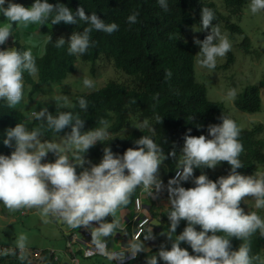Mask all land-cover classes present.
Listing matches in <instances>:
<instances>
[{
  "label": "clouds",
  "instance_id": "obj_1",
  "mask_svg": "<svg viewBox=\"0 0 264 264\" xmlns=\"http://www.w3.org/2000/svg\"><path fill=\"white\" fill-rule=\"evenodd\" d=\"M249 1L252 14L264 10V0ZM157 3L165 11L168 10V0H157ZM243 13L244 8L240 18ZM0 15L7 21L0 23V100H5L9 107L20 106L23 111L25 108L27 112L30 110L24 124L18 123L5 131L2 143L14 150L10 155L0 154V203L9 210L36 208L45 218L53 217L71 228H82L79 235L67 227V249L64 252L67 255L66 263L70 264H91L85 259L94 256L106 257L115 264H140L139 258L145 260L144 264H158V259L165 264H264V219L256 212H246L241 207V201L250 196L251 201L243 203L247 210L261 211L260 208H264V176L243 175L237 171L244 167L239 158L244 147L239 139L241 127L238 118L235 117L239 126L223 115L221 123L208 125L207 134L199 137L191 135L189 129L184 136L182 159L172 175L165 174L168 171L164 169L159 170L163 149L146 135L136 139L135 147L128 148L122 155L114 153L111 147H104L102 159L93 164L85 153L111 133L107 132L106 127L82 132L84 121L70 111L60 110L71 108L75 93L92 94L116 76L115 71H110L113 74L103 85L99 84L100 75H95L102 63L97 62L95 72H92V61L83 56L93 44L91 33L94 30L112 34L119 30V25L116 22L105 23L96 12L88 15L83 7L73 11L59 0L55 5L49 0H34L30 7L14 0H0ZM138 15L133 13L128 16V23H136ZM49 18L52 25L60 22L77 24L78 20L87 25L82 31L73 32L67 40L63 37L57 39L56 47H63L67 42L69 56L77 63L75 72L69 74L68 79L78 72L82 64L85 71L94 76L91 80L88 76L77 75L69 84H52L54 89L64 92L69 91L76 82L84 84L73 85H81L82 90L72 93L66 106V100H61L53 113L59 111L56 115L47 107L37 111L39 106L32 103L34 98L28 90L29 81L25 79L28 76L35 83L39 81L36 59L30 48L24 51L17 48L12 33L15 24L45 25ZM215 19V12L203 7L200 27L193 25L192 28L198 30L199 38L202 31L207 32L204 40L194 38L193 41L200 47L196 54L197 63L210 71L217 67L218 58H224L228 53L229 58L233 56L230 42L233 34L230 33L228 38L220 28L228 29L214 24ZM232 19L230 23H235ZM9 37L12 40L8 43ZM248 41L249 47L241 43L247 52L250 48L249 38ZM171 75L169 71L167 76ZM119 78L126 77L121 75ZM24 95L27 97L23 98ZM227 95L234 98L236 92L230 89ZM260 95L261 111L264 87ZM79 106L87 110V101L80 98ZM31 114L33 120L46 122L47 127L56 133L47 139L39 129L32 130V125L27 122L33 121L30 120ZM105 123L101 121V124ZM69 127V134H60ZM41 135L45 143H42ZM56 138L64 140L57 141ZM49 152L56 157H47ZM169 155L175 157L176 152L173 150ZM75 159L79 163H75ZM221 162L230 165L228 175L220 176L215 181L204 172L198 177L194 176L195 169H215ZM86 164L89 166L85 167ZM190 180L193 187L182 186L183 182ZM166 197L169 204L165 205L163 211L160 204ZM117 215H120V219ZM166 218L169 229L165 234L159 230ZM181 221L187 224L177 235ZM258 230L263 236L261 243L247 239L248 245L242 244L238 250H233L230 237L243 240ZM117 231L121 233L119 245H116L115 238L111 239ZM90 239L94 253L88 252L87 241ZM169 239L173 241L170 250L167 249ZM26 241L27 237L20 235L15 247L0 244V256H16L24 264H61L56 250L27 248ZM157 241L163 243L158 253L154 251ZM182 242L191 248L192 254L181 247Z\"/></svg>",
  "mask_w": 264,
  "mask_h": 264
},
{
  "label": "trees",
  "instance_id": "obj_2",
  "mask_svg": "<svg viewBox=\"0 0 264 264\" xmlns=\"http://www.w3.org/2000/svg\"><path fill=\"white\" fill-rule=\"evenodd\" d=\"M248 1L221 0V5H218L211 0H168V10L165 11L157 0H59L73 11L83 7L86 14L96 12L105 23L116 22L119 25V30L112 34L94 30L91 33L93 44L83 56L84 59L92 61V72H95L97 62L98 64L107 62L116 72V76L92 94L75 93L71 108L60 110L70 111L74 116H79L84 121L82 132L106 127L107 132L111 133L104 141H98L85 153L88 160L93 164L99 163L103 157L104 147H111L114 153L122 155L128 148L135 147L136 139L146 135L152 137L163 149L159 170L164 169L163 171L168 173H163L172 175L179 160L182 159L184 136L189 129L193 136L206 135L208 125L221 123L223 115L233 119L239 126L238 120L226 112L224 103L210 100L206 86L197 81L195 62L200 47L188 35L193 25L200 27L203 7L211 8L215 12L214 24L224 26L231 33L242 34L239 25L230 23V19L240 18L244 4ZM14 2L30 7L34 0ZM49 2L55 5L57 0ZM133 13H139L137 22L129 24L127 18ZM0 22H7L2 15ZM85 27L87 25L79 20L77 24L60 22L52 25L51 18L45 25L13 26L12 33L14 32L17 48L21 51L30 48L32 54H37L39 81L35 83L29 80L28 76L25 79L29 81L28 90L32 98L38 93L43 94V87L49 83L54 86H57L54 82L64 84L68 75L75 72L77 63L69 56L68 43L57 48L56 40L61 37L67 40L73 32L82 31ZM206 35L207 32L202 31L199 40H204ZM243 45L249 47L247 37ZM169 71L172 73L171 77L167 76ZM121 75L126 78L120 79ZM263 87L264 79L259 85L248 86L235 100V106L247 113L259 112L260 91ZM80 98L87 101V110L80 108ZM37 105L40 109L50 108L48 103ZM29 112L30 110L27 112L26 108L23 111L20 106L9 107L5 100H0V154L10 155L14 150L2 143L6 129L15 127L18 123L24 124ZM101 121L106 123L101 124ZM27 122L32 125V130L39 129L47 139L56 133L42 120L34 119ZM263 128V125L250 129L240 128L239 139L244 151L239 158L244 167L237 171L243 175L260 173L264 176V138L261 136ZM70 131V127L65 128L60 134H69ZM173 150L176 152L175 157L169 155ZM218 165H220L218 170L195 169L194 176L198 177L204 172L215 181L220 176L228 175L230 165L227 162ZM88 166L86 164L85 167ZM182 186L190 188L194 185L190 180L183 182ZM243 203L245 204L244 199L241 201V207L246 212H256L261 217V211L247 210ZM186 224V221H181L176 230L177 235L183 231ZM168 229L169 222L166 218L159 232L166 234ZM229 239L233 250H238L240 245L247 244V239L250 242L261 243L263 236L258 230L243 240L235 237ZM172 242L169 239L168 250ZM162 244L157 241L154 251L158 253ZM181 247L187 248L192 254L187 244L182 242ZM0 264L24 262L16 256L1 255ZM161 264L165 262L161 261Z\"/></svg>",
  "mask_w": 264,
  "mask_h": 264
},
{
  "label": "rangeland",
  "instance_id": "obj_3",
  "mask_svg": "<svg viewBox=\"0 0 264 264\" xmlns=\"http://www.w3.org/2000/svg\"><path fill=\"white\" fill-rule=\"evenodd\" d=\"M214 3L221 5V0H211ZM250 1L244 7L243 16L238 19L237 17H232V22L235 21L241 29L244 31L243 34L232 33L233 38L230 39L232 44L231 53L232 58H229L228 54L224 58L217 59V67L214 70H208L207 68L201 67L197 61L195 63L196 78L197 81L204 84L207 88V96L212 101L222 102L225 105L226 110L231 116H234L240 120V127L247 128L252 126H257V124H262L264 126V103H262V109L256 113H246L239 110L234 101L239 97L240 94L250 85H258L262 79H264V10L252 14L249 8ZM1 23V22H0ZM221 32L227 34L229 38V30H224L222 28ZM25 34V33H23ZM22 34V35H23ZM188 37L190 39L198 38V30L191 29ZM248 37L250 39V48L247 52L242 46L244 38ZM12 40L9 37L8 43ZM11 45V43H10ZM33 56L37 59V54L34 53ZM114 69L109 64H101L99 69H97V75H100L99 84H102L109 78L113 73ZM77 75L88 76L91 80L94 76L89 75L88 71H85L84 65L82 64L78 69V72L71 75L69 79L64 84H69L70 81L74 80ZM81 81V79H80ZM80 83L84 86L83 82H76L74 84ZM73 84V85H74ZM71 85L69 91L64 92L61 89H54L52 84L43 87V94H36L34 96V101L37 104L48 103L50 106L49 111L52 114L56 111L57 106L61 100H66L67 105L69 98L72 93L82 90L81 85L73 86ZM71 88L74 90L71 91ZM85 89H90L84 87ZM230 89H234L236 96L234 98H229L227 93ZM24 95L23 98H26ZM56 105V106H52ZM34 106V105H31ZM41 109H37L39 111ZM34 111V110H31ZM36 111V110H35ZM33 115L31 114L30 120H33ZM28 129L30 125L28 124ZM31 130V129H30ZM264 138V128L261 133ZM41 141L43 137H40ZM57 141H63L62 139L56 138ZM66 144V141H64ZM42 143H45L42 141ZM47 157H56L52 152L48 153ZM73 155L74 152H72ZM74 159V156H73ZM75 163H79V160L75 159ZM220 165H217L215 169H219ZM81 171V168H77ZM161 177V174L158 173ZM246 175V174H244ZM255 175H262L257 173ZM247 203H249L250 196L244 198ZM169 204V198H163L161 209L164 211L165 205ZM261 209V218L264 219V208ZM120 219V215H117ZM46 221V222H45ZM68 225L58 222L53 217H43L40 210L36 208H21L18 210H9L7 207L0 203V244H7L15 247V242L20 235L27 237L26 247L39 250H56L59 255L58 262L61 264L66 263L67 255L64 251L67 249V230ZM152 253H150L151 255ZM157 254V253H156ZM138 259L140 264H144L145 260ZM86 261H90L91 264H115L106 257L94 256ZM162 260L158 259V264ZM133 264V263H127Z\"/></svg>",
  "mask_w": 264,
  "mask_h": 264
},
{
  "label": "crops",
  "instance_id": "obj_4",
  "mask_svg": "<svg viewBox=\"0 0 264 264\" xmlns=\"http://www.w3.org/2000/svg\"><path fill=\"white\" fill-rule=\"evenodd\" d=\"M44 162V161H43ZM42 162V163H43ZM70 229H72V231H75V232H77L79 235H81V229L82 228H71L70 226H68ZM80 229V230H79ZM66 231H68V230H66ZM120 235H121V233H120V231H117L116 233H114L112 236H111V239L112 238H115L116 240L115 241H117L116 242V245H119L118 243L120 242V241H118V239L120 238ZM123 238V237H122ZM145 246V245H144ZM113 262V261H112ZM66 264H70V263H66Z\"/></svg>",
  "mask_w": 264,
  "mask_h": 264
},
{
  "label": "built area",
  "instance_id": "obj_5",
  "mask_svg": "<svg viewBox=\"0 0 264 264\" xmlns=\"http://www.w3.org/2000/svg\"><path fill=\"white\" fill-rule=\"evenodd\" d=\"M139 202V200H137V203ZM87 245H88V252L94 253L95 251H93L94 249V245L91 243V239L87 241ZM118 257H120L119 255H117Z\"/></svg>",
  "mask_w": 264,
  "mask_h": 264
}]
</instances>
